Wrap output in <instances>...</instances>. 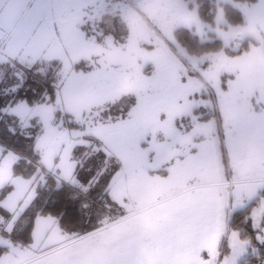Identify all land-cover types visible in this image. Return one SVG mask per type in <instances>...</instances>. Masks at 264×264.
Returning a JSON list of instances; mask_svg holds the SVG:
<instances>
[{"label": "snow or ice", "instance_id": "snow-or-ice-1", "mask_svg": "<svg viewBox=\"0 0 264 264\" xmlns=\"http://www.w3.org/2000/svg\"><path fill=\"white\" fill-rule=\"evenodd\" d=\"M223 2L239 19L231 23L216 0L219 44L206 46L209 26L193 8L173 22L167 47L144 54L153 62L171 54L169 86L178 94L170 102L183 100L153 126L140 93L126 115L105 119L117 70L103 61L87 73L62 66L51 92L30 98L25 87L33 70L47 77L27 41L44 39L53 24L122 22L126 0H81L93 11L71 17L46 15V0H31V9L29 0H0V264H264V0ZM193 27L199 41L190 48L176 32ZM159 76L157 65L148 80ZM73 81L95 103L77 101ZM160 114L157 108L152 118ZM18 137L37 158L29 177L12 171L21 160L32 163L14 146ZM49 174L54 186L42 196ZM137 182L159 189L154 202ZM96 204L85 224L84 210ZM77 217L91 227L69 228ZM113 237L119 243L109 250L86 252ZM185 251L186 260L174 258Z\"/></svg>", "mask_w": 264, "mask_h": 264}, {"label": "rangeland", "instance_id": "rangeland-1", "mask_svg": "<svg viewBox=\"0 0 264 264\" xmlns=\"http://www.w3.org/2000/svg\"><path fill=\"white\" fill-rule=\"evenodd\" d=\"M62 3H70L71 7H58ZM46 4L45 14L52 17H55L58 13L71 17L93 11L92 7H81V0H46ZM211 4L213 10H210L212 22L203 20L198 13L201 21L209 26L205 28L206 42L217 38L214 31L217 27L215 23L216 0H213ZM197 5L196 0H126V7L121 14L122 22L120 19L108 20L99 24L95 29H93L91 23L75 29L68 24H53L49 27L48 35L44 39L36 43L27 41L24 48L33 52L38 59H43V71L46 73L48 70H52L56 74L62 66L74 63L76 64V72L87 73L92 71L96 64L103 61L112 69L117 70L116 77L108 82L107 91L110 93V97L109 102L103 108L105 119L111 116V109L116 104L112 103L113 97L120 101L119 97L124 95L126 106H130L135 100V94L140 93L144 119L153 126H159L167 119V113L174 110L178 104H182L183 100L177 103L170 102V97L178 94L169 86V77L175 71V62L171 54L162 51L156 56L155 62L151 59L145 60L144 54L152 53L158 47H167L173 22L178 20L186 10L191 11L193 8L198 10ZM221 5L223 9L224 5L232 6L230 3H224L223 0H221ZM26 7L28 9L33 7L31 0H29ZM6 8L7 5H5ZM21 17H23V11ZM3 23L5 27H8L10 21L5 18ZM18 23L19 21H17ZM101 30L104 36L99 35ZM185 30L189 31L188 29ZM194 31H196L195 27L189 33L192 34ZM83 32L87 33V38L81 35ZM109 37L112 40L111 46L106 43V38ZM137 64L141 65L143 69L139 75L135 71ZM157 65L160 71L159 79L150 82L148 77L156 71ZM5 70L10 71V69ZM33 72L34 75L31 78L34 80L42 76L37 74L36 70H33ZM25 87L27 90L28 86ZM73 88L77 91L75 96L77 101L86 99L89 103H95V97L86 92L80 82L73 81ZM129 93L133 95L129 96ZM157 108H159L161 114L153 119L152 112ZM121 114L111 117L116 118ZM64 119L67 121L73 119V117L65 116ZM33 129L35 131L32 134L35 135L38 130ZM31 130H29L30 133ZM137 187L142 193L147 194L150 202H154L159 195V189L146 186L142 182H137ZM96 208L99 207L89 209L88 212L95 211ZM117 243H119V239L113 237L106 240L99 248L90 246L86 252L88 254L102 253ZM174 258L177 261H184L187 259V252H178Z\"/></svg>", "mask_w": 264, "mask_h": 264}, {"label": "trees", "instance_id": "trees-1", "mask_svg": "<svg viewBox=\"0 0 264 264\" xmlns=\"http://www.w3.org/2000/svg\"><path fill=\"white\" fill-rule=\"evenodd\" d=\"M212 1L213 0H196L198 3V13L201 18L205 21H211L212 14H210V10L212 7ZM213 11V10H212ZM224 12L225 16L227 19L235 24L238 23V15L236 13V10L230 6V5H224ZM176 35L178 39L182 42L187 44L190 48H195L198 44V36H194L193 34H190L189 31H186L185 29H179V31L176 32ZM221 41L217 38H215L213 41L206 42V46H214L219 44ZM34 75V72H33ZM32 75V76H33ZM55 80V72L52 70H48L47 72V77L45 78L44 76H40L39 79L34 80L33 78H30L29 83L26 85L28 86L27 91L28 95L31 98L32 96H39L40 91L44 89L45 87L48 88V90L51 92L53 91L52 89V84ZM126 98V97H125ZM126 100L121 99L118 103H116L113 108L111 109V116H114L116 114L122 113V110L124 114L126 113V109L128 105L126 106ZM3 128H0V132H3ZM35 130H31V134ZM4 135H8L7 133H4ZM13 143L14 146L18 151L21 153L27 155L31 160L32 163H28L27 160H21L19 164H17L13 168V173L14 175H18L23 173L24 177H29L34 171V165L36 162V157L29 151V145L30 141L25 140L23 138H13ZM48 179V187L44 188L42 191V196H48L50 194L49 190L54 186V177L52 175L47 176ZM95 207H100L99 204L94 205L92 209ZM89 209L84 210L85 211V224H87V212ZM68 224L69 228L77 229V230H82V227H91V225H85L81 224L79 221V218L77 217L75 220L72 221H66Z\"/></svg>", "mask_w": 264, "mask_h": 264}]
</instances>
